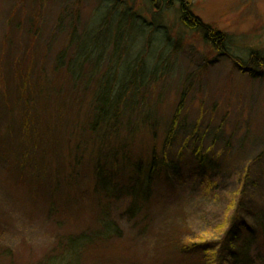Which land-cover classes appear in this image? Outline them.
Wrapping results in <instances>:
<instances>
[{
    "label": "rangeland",
    "instance_id": "obj_1",
    "mask_svg": "<svg viewBox=\"0 0 264 264\" xmlns=\"http://www.w3.org/2000/svg\"><path fill=\"white\" fill-rule=\"evenodd\" d=\"M183 1L226 38V55L183 29L178 3L0 0V67L8 76L25 61L30 85L41 71L64 93L56 151L38 147L27 161L13 94L0 103V264L63 263L50 259H61L67 239L97 231L102 208L119 236L83 252L85 264H197L177 256L179 243L223 250L238 216L245 233L224 264H264V65L253 64L264 57V0ZM60 58L76 65L83 100H73L65 69L55 71ZM107 73L116 89L137 83L120 128L92 137L83 126ZM47 99L53 109L57 96ZM132 201L144 202L141 214L129 216Z\"/></svg>",
    "mask_w": 264,
    "mask_h": 264
},
{
    "label": "trees",
    "instance_id": "obj_2",
    "mask_svg": "<svg viewBox=\"0 0 264 264\" xmlns=\"http://www.w3.org/2000/svg\"><path fill=\"white\" fill-rule=\"evenodd\" d=\"M146 1L149 2L150 6H153L152 8L158 11L160 10V6L162 7L161 9H169L174 6V3H178L180 24L183 29L200 33V37H202L203 41H206L208 44H210V47L213 51H216V53L218 52L220 54H227L225 53L228 45L226 38H224L221 33L217 32L211 26L203 24L198 17L193 16L189 3L187 4L183 0ZM254 58L255 60L253 61V64L256 66V68L259 63L264 65V57L255 55ZM62 62L63 61L61 58L57 61L55 66L56 72L59 71L60 68H63ZM66 66L67 67L63 69H65V75L67 76V79L71 85L68 91L72 94V97H74L73 100L78 99V101H81L83 100L84 96L81 98L79 97L85 93V90L80 89L81 80L78 77L80 74L77 72L75 64L68 63ZM0 70L2 73L0 74V103L2 100L4 102H8V99L5 98L8 96L9 91L10 94H13V98L15 99L13 108L15 106L18 111L16 140L22 151V153L20 152L22 154L21 156L26 158L25 161L31 159L30 157L32 156L35 157L33 152H35V149L38 147H47V150L51 152L56 151L57 145L59 143L57 142V139H52V136H54L52 127L54 119H61L63 114L64 106L63 103H61V95L64 93L61 86H54L55 89L52 88L50 91L49 84L47 83L48 77L42 76L41 71L38 81L36 83L32 82L30 85L28 77L30 76L32 67L30 68L27 66L25 61L21 62L19 66L16 67L15 72H12V70L9 69L12 73L9 72L10 74L8 76L4 66L0 67ZM251 71V76L255 77L257 75V71ZM105 77L106 79L101 82L98 92L91 99V104L88 110V116L90 118L88 117V124L83 126L84 129L87 128L90 131L92 137L101 132H104L107 137V135L120 128L119 125H117L120 114L122 113V110L126 109L127 105L129 106L130 104L124 101V95H126L125 92L129 87H134L137 83L134 81L135 78H131L129 79V82L126 81L121 83L118 86L120 89H116V85H118L117 81L115 80V82H113L114 80L108 75V73L105 74ZM11 82H13V87L11 90H9L8 87L11 86ZM33 93L34 96L31 95ZM35 95L38 97V100L35 99ZM55 95L57 96V100L55 106H53L54 108L51 109L50 102L47 98H54ZM184 97L185 94H182L175 114L171 120V128L169 129L166 137L167 144L172 142V140L175 138L179 114L183 109ZM41 131L43 132L42 139L38 138L39 132ZM193 153L195 154L196 160L202 165L204 159L202 158L199 149L197 148ZM155 160L156 159L153 158V165L151 167L152 171L155 168ZM24 166H26L25 163L22 164V167ZM97 168L101 172V168ZM143 203L144 202H140L139 204L138 202L135 203L134 201L127 211L129 216L141 214V212H139V208ZM100 210L101 213L98 219L97 231H91L88 234H82L78 237L67 239L64 249L59 253L62 255L61 259L60 257L53 256L50 260L58 259L63 262L61 264H85L81 259V255L85 254L83 252H87L90 249L95 248L97 245L103 246L105 243L110 241L111 238L118 237L119 228L115 223L112 224L111 221L107 220V208H102ZM243 219V217L238 216L232 220L231 224L233 225L232 228H234V230L231 229L230 233L227 234L229 237L227 238L229 240L227 241L226 246L223 247V250L221 249L220 251L215 252V250L211 249L210 246L206 244V242L195 244H183V242H180L178 247H176L177 256L180 258H195L197 264H224L227 262L225 252L226 255L228 254L227 256L230 255L233 257V240H237L241 233H245L244 226L246 224H244L245 219ZM93 262L87 264H101V262Z\"/></svg>",
    "mask_w": 264,
    "mask_h": 264
}]
</instances>
